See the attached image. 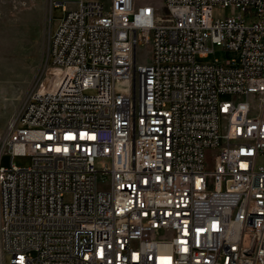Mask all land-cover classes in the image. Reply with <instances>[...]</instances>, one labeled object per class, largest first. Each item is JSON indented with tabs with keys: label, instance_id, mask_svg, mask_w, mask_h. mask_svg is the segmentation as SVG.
Masks as SVG:
<instances>
[{
	"label": "built area",
	"instance_id": "built-area-1",
	"mask_svg": "<svg viewBox=\"0 0 264 264\" xmlns=\"http://www.w3.org/2000/svg\"><path fill=\"white\" fill-rule=\"evenodd\" d=\"M59 5L0 154L4 264H264V0Z\"/></svg>",
	"mask_w": 264,
	"mask_h": 264
},
{
	"label": "rangeland",
	"instance_id": "rangeland-1",
	"mask_svg": "<svg viewBox=\"0 0 264 264\" xmlns=\"http://www.w3.org/2000/svg\"><path fill=\"white\" fill-rule=\"evenodd\" d=\"M53 1L65 2L68 8H77L79 3V0H0V154L5 151V132L10 119L28 95L54 73L50 38L64 11L61 5L53 6ZM229 12L227 8H216L214 15L225 16ZM233 55L216 46L215 52L202 60H223ZM149 59V56L144 58ZM230 98L229 94L221 96V99ZM12 160L17 166H30L33 162L29 154H16ZM0 162L9 166L11 155L3 153ZM9 258L6 257L7 264ZM0 264H4L1 248Z\"/></svg>",
	"mask_w": 264,
	"mask_h": 264
},
{
	"label": "crops",
	"instance_id": "crops-1",
	"mask_svg": "<svg viewBox=\"0 0 264 264\" xmlns=\"http://www.w3.org/2000/svg\"><path fill=\"white\" fill-rule=\"evenodd\" d=\"M81 0H79V2H80ZM102 1V0H101ZM104 2V1H103ZM78 6H79V3H78ZM66 7H67V5H66ZM68 8V7H67ZM69 9H74V8H69Z\"/></svg>",
	"mask_w": 264,
	"mask_h": 264
}]
</instances>
